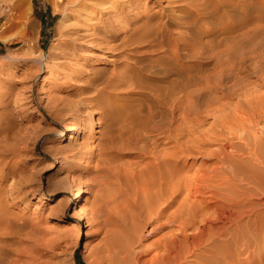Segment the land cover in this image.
I'll list each match as a JSON object with an SVG mask.
<instances>
[{
    "label": "rangeland",
    "instance_id": "374dc122",
    "mask_svg": "<svg viewBox=\"0 0 264 264\" xmlns=\"http://www.w3.org/2000/svg\"><path fill=\"white\" fill-rule=\"evenodd\" d=\"M110 1L103 4L107 11L96 13L104 19L82 31L81 55H92L89 61L101 71L93 80L95 74L88 75V95H79L65 85L72 81L63 75V36L54 34L61 16L55 8H63L64 1L30 0L23 7L17 0H0V254L10 264H99L104 232L97 229L93 210L99 206L100 216L125 213L141 148L161 136L151 124L140 128L134 115L144 117L155 107L156 121L177 118L179 111L161 118L173 99V79L184 82L187 93L206 85H217L220 92L225 84L258 80L264 72V0ZM111 36L108 45L116 50L103 43ZM228 48L235 53L233 70L219 62ZM44 53L42 69L37 58ZM188 95V101L195 99ZM83 96L94 99L84 105ZM68 124L76 130L62 141ZM76 144L81 151L72 149ZM243 175L255 177L254 183ZM237 183L261 188L252 204L264 206V173L240 171ZM78 190L84 191L85 215L79 222L71 200ZM223 191L227 197L237 192ZM61 197L65 205L57 204ZM150 228L143 229L141 245L152 237Z\"/></svg>",
    "mask_w": 264,
    "mask_h": 264
},
{
    "label": "bare ground",
    "instance_id": "6f19581e",
    "mask_svg": "<svg viewBox=\"0 0 264 264\" xmlns=\"http://www.w3.org/2000/svg\"><path fill=\"white\" fill-rule=\"evenodd\" d=\"M63 1V8H55L61 16L55 23L54 34L63 36L61 64L67 70L63 75L72 81L65 85L71 87L73 93L87 94L91 83L89 78H96L101 68L89 61L92 55H81L82 31L87 26L90 29L96 20L104 19L102 14L96 13L106 10L103 4L107 0ZM17 3L26 7L30 0H17ZM109 6L106 5L107 8ZM67 20L70 22L66 24ZM261 21L260 28L264 30V16ZM34 25L32 21V29ZM112 40L111 36L103 43L108 45ZM45 55L37 58L42 69L46 67ZM234 58L235 53L228 48L226 56L219 58L220 65L233 70L231 63ZM93 73L94 76L89 75ZM260 74L258 80L225 84L220 87V92L215 90L219 86L206 85L190 89L187 93L186 84L173 79L170 85L173 99L170 107L166 106L167 109L165 107L161 111V118H166L170 111H179L177 118L156 121L155 107H151L144 117L139 113L134 115L133 120L140 128L151 124V130L158 131L161 136L151 139L141 148L143 158L133 167L132 176L127 172L131 176L132 187L127 189L130 196L125 213L109 211L100 216L99 206L93 210L98 215L96 227L104 232L103 245L97 250L99 264L261 263L264 258V206L252 204L254 191L261 188L255 185L250 189L242 183H237L239 189L235 186L240 171L244 174L264 173V72ZM64 87L58 88L62 94ZM188 94L195 99L188 101ZM89 99L94 98L83 96L84 105ZM209 118L212 119L208 121ZM82 128L81 123L78 129ZM73 130H76L74 125L68 124L60 140L71 139ZM81 147L76 144L72 149L81 151ZM100 150L98 154L103 155ZM90 153L94 154V151L90 150ZM190 158L192 161L189 163ZM199 159V165L192 170ZM242 177V180L254 183L255 177ZM232 187L237 192L225 196L223 190ZM238 191L240 197H237ZM83 196L84 191L78 190L71 199L74 203L73 219L77 222L85 217L80 208ZM65 201L66 197H61L57 204L65 205ZM16 219L19 217H12L15 222ZM146 226L151 227L148 233L152 237L141 245ZM0 237V242H3V235ZM8 249L4 248L5 253ZM1 256V264H10L9 259L6 261V257Z\"/></svg>",
    "mask_w": 264,
    "mask_h": 264
}]
</instances>
